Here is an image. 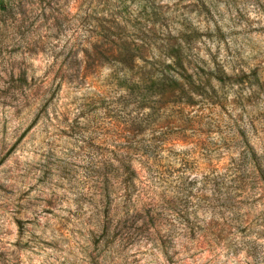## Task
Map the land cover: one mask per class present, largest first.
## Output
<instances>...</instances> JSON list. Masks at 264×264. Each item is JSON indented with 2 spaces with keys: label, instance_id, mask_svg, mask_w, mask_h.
Segmentation results:
<instances>
[{
  "label": "rangeland",
  "instance_id": "374dc122",
  "mask_svg": "<svg viewBox=\"0 0 264 264\" xmlns=\"http://www.w3.org/2000/svg\"><path fill=\"white\" fill-rule=\"evenodd\" d=\"M215 67L210 101L182 90ZM247 140L264 150V0H0V264H264V175L227 170ZM107 188L183 222L104 230Z\"/></svg>",
  "mask_w": 264,
  "mask_h": 264
},
{
  "label": "trees",
  "instance_id": "16d2710c",
  "mask_svg": "<svg viewBox=\"0 0 264 264\" xmlns=\"http://www.w3.org/2000/svg\"><path fill=\"white\" fill-rule=\"evenodd\" d=\"M170 55V54H169ZM173 63L185 68L184 60L180 53L172 54ZM225 71L222 68L215 67L204 70L203 73L189 74L182 78V84L188 92L190 98L200 96L203 99L211 100L215 95V85L213 80L225 82ZM152 87L158 90L162 95L170 94L172 97L177 95L176 85L180 84L179 78L170 74L163 73L162 75L153 76ZM151 87V86H150ZM213 93V94H211ZM145 95H150L146 93ZM191 100H186L184 103L190 105ZM253 164L254 169H258L264 175V150L258 152L255 146L247 140L246 149L242 150L237 160H232L227 170L235 179L246 186L249 183L246 174L249 171V165ZM126 170L135 173V169L131 168L130 163L124 164ZM264 189V184H263ZM106 198L108 199L104 206V214L107 216L104 224V230H109L114 221L117 220L123 226L133 217L140 225L136 228L142 234L150 235L151 230H155L158 234H162L161 238H169L175 227L183 222L184 216L180 211L175 209L169 210L166 207V200L163 197H156L149 190L139 189L134 197L131 194H112L109 188L106 189ZM114 196V197H113ZM114 198H119L117 203H113ZM134 198V199H133ZM264 218V216H263ZM264 227V219L262 222ZM164 233V234H163Z\"/></svg>",
  "mask_w": 264,
  "mask_h": 264
}]
</instances>
